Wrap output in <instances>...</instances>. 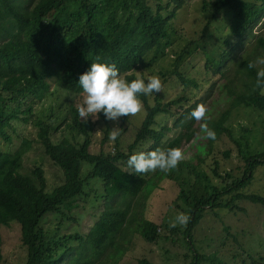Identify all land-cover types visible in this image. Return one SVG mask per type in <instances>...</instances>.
<instances>
[{
  "label": "rangeland",
  "instance_id": "374dc122",
  "mask_svg": "<svg viewBox=\"0 0 264 264\" xmlns=\"http://www.w3.org/2000/svg\"><path fill=\"white\" fill-rule=\"evenodd\" d=\"M157 1L165 0H147L152 6ZM206 1L182 0L171 18L170 35L163 39L160 53L152 57V50L148 51L132 70L125 71H131L136 78L139 76L145 80L149 76L158 75L163 82V90L147 96V104L152 105L156 101L164 103L177 97L180 104L171 109L175 115L186 108L179 120H189L191 111L198 104L206 106L205 119L199 122L192 119L193 136L178 146L184 153L183 161L189 162L193 169L184 165L173 179L159 170L143 174L146 182L137 195L123 201L117 196V204L128 203V216L133 212L138 213L140 217L157 224V237L147 241L133 228L132 222L124 221L125 224L114 234L112 242L97 257H93L91 264H147L139 261L140 258L154 264H187L193 250L208 256L196 264H264V205L261 203L236 198L232 199L231 206L205 207L189 230L188 238L183 234L184 227L169 226L170 220L177 213L188 212L185 203L177 196L180 185L184 188H188L191 183L200 186L201 182H196L195 173L203 174L211 183L223 185L225 179L222 176L225 172L229 174L227 181L241 175L243 155L260 151L264 147V110L251 104L230 107L222 121L227 134L216 133V139L211 140V144L201 131V124L204 123L212 129L211 120L228 107L233 91L245 89L249 77L243 70L244 58L255 61L257 57H264V47L257 44V36L264 40V12L251 26L250 32L239 38L229 31L231 13L225 8L207 20L209 12L205 9ZM225 53V58L221 60ZM206 57H211V64L207 68L204 66ZM214 62H218V65L215 66ZM121 74L124 75L123 72ZM82 97V91L74 92L54 84H51L48 93L41 99L25 94L17 96L20 108L30 104L32 116L41 117L51 124L49 137L52 142L65 138L78 144L87 137L91 152L126 151L144 117L145 106L141 114L119 120L121 135L115 142H110L109 131L114 123L106 120L103 114H100L99 120L93 122L90 118L87 123H83L77 114L78 123L73 124L71 114L73 108L77 110ZM14 102L4 100L3 110H9ZM174 121L173 116L166 117L164 124L169 127L164 129L159 140L161 145L178 132L179 126L173 125ZM7 132L10 141L0 137L2 151L15 150L20 146L22 138L30 140L29 146L21 153L18 172L37 183L33 169L41 168L44 190L47 192L63 180L60 167L49 158L42 144L37 141L35 126L29 121L11 119V127L7 128ZM150 141L147 138L137 142L133 150L145 149ZM116 162L127 169L121 160ZM214 165L219 177L212 171ZM89 169L90 163L81 160L79 176L84 178L82 191L73 197L74 206L71 209L47 211L39 218L38 227L45 232L49 243L52 238L66 232L75 231L84 235L103 208L102 181L99 177H85ZM240 190L264 196V163L254 166L251 179ZM229 197L230 192H226L220 200L226 201ZM0 240V264H23L26 250L21 243L20 225L16 220L0 224ZM67 244L75 245L76 241L69 240ZM57 248L58 251L63 249L61 246ZM69 255H77L76 250H70L63 259Z\"/></svg>",
  "mask_w": 264,
  "mask_h": 264
},
{
  "label": "trees",
  "instance_id": "16d2710c",
  "mask_svg": "<svg viewBox=\"0 0 264 264\" xmlns=\"http://www.w3.org/2000/svg\"><path fill=\"white\" fill-rule=\"evenodd\" d=\"M181 4L182 0L157 1L153 6L147 0H0V137L10 141L7 128L11 127V119L29 121L36 127L37 141L60 167L63 175V180L47 192L44 190L41 168L33 169L37 183L17 171L21 153L29 146V139L22 138L20 146L11 152L0 150V224L10 220L19 223L20 240L26 250L23 264H91L93 257H97L112 242L124 221L132 222L133 228L147 241L157 237L158 226L155 222L134 212L128 216V203L117 204V196L123 201L137 195L146 177L128 173L130 170L122 168L116 161L121 160L126 164L132 154L161 147H178L189 140L193 136L192 118L179 120L186 108L178 115L171 110L180 104L179 98L148 105L146 96H141L146 112L127 150L95 153L89 151L87 137L78 144L65 138L52 142L49 137L51 124L41 117L32 116L30 104L20 108L17 96L25 94L41 99L48 93L51 84L80 92L79 76L89 69L92 62L114 63L129 81L135 79L133 72L125 71L132 70L148 51L152 50V57L160 53L163 39L170 35L171 18ZM206 4L205 9L209 12L207 20L224 8L231 13L229 31L239 38L250 32L251 26L264 12V0H207ZM257 44L264 47V40L260 36H257ZM225 55L221 56V60ZM249 62L246 57L242 61L243 70L249 77L245 89L233 91L228 107L211 120L215 133L227 134L222 121L230 107L251 104L264 110V95L259 90L252 91L258 67L249 69ZM214 63L218 65V62ZM210 64L211 57H206L204 66L207 68ZM6 99L15 102L9 110L4 111L2 103ZM161 113L165 119L157 122L154 118ZM77 114L78 111L73 108V124L78 123ZM168 115L174 117L173 125H178L179 130L161 145L159 140L164 129L169 127L164 124ZM153 126L158 127L159 131ZM147 138L151 141L145 149L133 150L137 142ZM208 143L211 144V139H208ZM243 157L241 175L227 181L229 174L225 172L222 176L225 179L223 185L211 183L203 174L195 173L194 177L196 182H201L200 186L195 183H191L188 188L179 186L177 196L185 203L191 217L183 229L186 238L190 236L189 230L205 207L231 206L232 199L236 198L264 205L263 195L240 190L251 179L254 166L264 163V147ZM81 160L90 163L85 177L101 179L105 204L84 235L75 231L66 232L52 238L49 243L45 232L38 227V220L47 211L71 209L74 206L73 197L82 191L84 179L79 176ZM184 165L192 168L189 162L182 160L165 175L176 178ZM212 171L214 175L220 176L215 165ZM226 192H230L229 199L221 201V195ZM69 240H75L76 244H67ZM59 246L63 248L61 251H58ZM72 249L76 250L77 255L63 259ZM191 256L187 264H196L208 257L196 250ZM139 261L154 264L142 258Z\"/></svg>",
  "mask_w": 264,
  "mask_h": 264
},
{
  "label": "clouds",
  "instance_id": "9594fccd",
  "mask_svg": "<svg viewBox=\"0 0 264 264\" xmlns=\"http://www.w3.org/2000/svg\"><path fill=\"white\" fill-rule=\"evenodd\" d=\"M264 66V57H257L255 61H250L247 65L249 69ZM78 84L82 89V102L77 105L79 117L83 123L89 119L93 122L100 119L102 113L104 118L112 121L114 126L109 131L108 139L115 142L121 135L119 120L122 117H135L144 111L141 96H152L161 93L163 82L158 75L147 77V80L137 76L129 81L120 73L117 66L100 62H92L89 69L80 74ZM260 91L264 95V67H259L256 72V80L252 91ZM207 108L204 104H198L194 108L190 117L195 121H203L206 117ZM157 122H162L164 114H158L154 118ZM159 131L158 127H155ZM201 131L205 133L206 139L215 140L216 133L208 128L207 124H201ZM184 159V153L179 147L167 149L157 148L151 151H141L132 154L126 161L128 173L137 175L155 173L157 170L168 173L175 169ZM190 215L186 212H179L169 222V226L187 227L190 222Z\"/></svg>",
  "mask_w": 264,
  "mask_h": 264
}]
</instances>
